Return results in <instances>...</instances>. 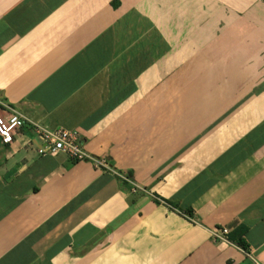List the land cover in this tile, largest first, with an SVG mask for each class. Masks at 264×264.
I'll return each mask as SVG.
<instances>
[{"label": "crops", "instance_id": "1", "mask_svg": "<svg viewBox=\"0 0 264 264\" xmlns=\"http://www.w3.org/2000/svg\"><path fill=\"white\" fill-rule=\"evenodd\" d=\"M0 102L108 166L0 138V264H264V0H0Z\"/></svg>", "mask_w": 264, "mask_h": 264}, {"label": "built area", "instance_id": "2", "mask_svg": "<svg viewBox=\"0 0 264 264\" xmlns=\"http://www.w3.org/2000/svg\"><path fill=\"white\" fill-rule=\"evenodd\" d=\"M27 124H31L42 141L41 154L65 152L72 157L94 160L98 166L108 167L105 160L96 158L79 144V133L66 128L50 129L36 123L22 111L0 102V138L6 144L14 142L15 135ZM215 239L228 240L227 227H215L211 230ZM253 258V257H252ZM254 264H262L253 258ZM238 264V263H234Z\"/></svg>", "mask_w": 264, "mask_h": 264}, {"label": "trees", "instance_id": "3", "mask_svg": "<svg viewBox=\"0 0 264 264\" xmlns=\"http://www.w3.org/2000/svg\"><path fill=\"white\" fill-rule=\"evenodd\" d=\"M242 231V232H241ZM245 229H242V230H240V232L239 233H241V234H245ZM239 244L241 245V246H243V247H247V244H246V242H245V240L243 239V240H241V241H239Z\"/></svg>", "mask_w": 264, "mask_h": 264}]
</instances>
